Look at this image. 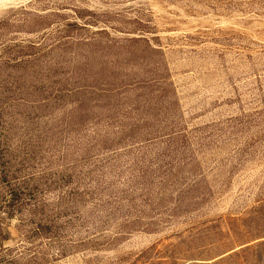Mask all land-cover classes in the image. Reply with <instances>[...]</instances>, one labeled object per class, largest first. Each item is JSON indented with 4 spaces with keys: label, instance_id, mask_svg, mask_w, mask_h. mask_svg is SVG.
<instances>
[{
    "label": "rangeland",
    "instance_id": "obj_1",
    "mask_svg": "<svg viewBox=\"0 0 264 264\" xmlns=\"http://www.w3.org/2000/svg\"><path fill=\"white\" fill-rule=\"evenodd\" d=\"M0 264H264V0H0Z\"/></svg>",
    "mask_w": 264,
    "mask_h": 264
}]
</instances>
